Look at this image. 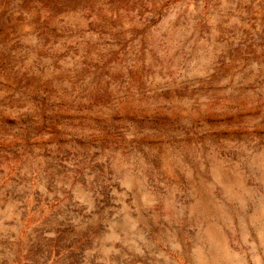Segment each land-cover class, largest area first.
<instances>
[{
	"label": "rangeland",
	"instance_id": "rangeland-1",
	"mask_svg": "<svg viewBox=\"0 0 264 264\" xmlns=\"http://www.w3.org/2000/svg\"><path fill=\"white\" fill-rule=\"evenodd\" d=\"M0 264H264V0H0Z\"/></svg>",
	"mask_w": 264,
	"mask_h": 264
}]
</instances>
